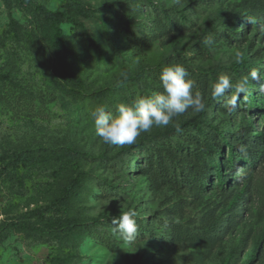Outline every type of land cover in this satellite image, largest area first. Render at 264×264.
Instances as JSON below:
<instances>
[{"label":"rangeland","instance_id":"1","mask_svg":"<svg viewBox=\"0 0 264 264\" xmlns=\"http://www.w3.org/2000/svg\"><path fill=\"white\" fill-rule=\"evenodd\" d=\"M177 63L204 111L131 145L96 136V106L162 93L160 70ZM225 70L246 91L214 100ZM194 116L201 133L179 128ZM130 210L129 241L112 219ZM246 261L264 264V0H0V264Z\"/></svg>","mask_w":264,"mask_h":264},{"label":"clouds","instance_id":"2","mask_svg":"<svg viewBox=\"0 0 264 264\" xmlns=\"http://www.w3.org/2000/svg\"><path fill=\"white\" fill-rule=\"evenodd\" d=\"M251 76L255 78L256 73H251ZM186 77L187 70L183 65H167L160 70L162 93L141 95L131 103L117 104L115 112L103 105L96 106L90 113L96 136L106 144L131 145L142 133L149 132L153 127L168 126L175 117L189 109L196 113L204 111L206 104L202 96L193 91L196 81ZM247 84V78L233 85L229 76L220 75L212 86L211 96L214 100L219 99L233 87L239 94L246 91ZM230 103L234 105L235 100ZM135 217V211L131 210L113 217L114 232L125 240L134 239L137 233Z\"/></svg>","mask_w":264,"mask_h":264},{"label":"trees","instance_id":"3","mask_svg":"<svg viewBox=\"0 0 264 264\" xmlns=\"http://www.w3.org/2000/svg\"><path fill=\"white\" fill-rule=\"evenodd\" d=\"M43 16H45V18L51 20V17L53 16V13L50 12V11L47 12V11H45V9H43ZM56 41H57L56 42L57 44L60 43V40L57 39ZM48 59H49V57H48ZM57 65L58 64H56V66ZM59 66H60V63H59ZM59 71H61L60 73L63 75L62 77H63V79L65 80V82L68 85H70L71 87L72 86H75L76 87V83L77 82L75 81V79L73 78V76H71V74L68 73V71L65 68H61ZM222 75H227L229 77L232 76L230 70L229 71L228 70H225V72ZM96 95L98 97H100L101 94H96ZM248 96H249V100L251 101V104L254 107H256L257 105H256L255 97H253L251 93H248ZM188 127L198 128V130L201 133L203 131V125H202L201 117L194 116L190 120H188L187 122H185V123H183L182 125L179 126V128H181V129H186ZM204 136H205V134H204ZM249 137H251V136H249ZM202 139H205V138H202ZM204 145H205V147H210L209 151H216L217 150V148L215 147V144L213 143V141H210V142L207 141L206 142V140H204ZM227 156H228L229 160H233L235 158V156H234V149L228 150ZM17 160H19V161H21V160L26 161V160H28V155L20 154V155H18ZM209 162L210 163H213L214 170L216 171V183H215V185L218 186V187H220V188H223V186L228 183V180L227 179L229 177L227 178L226 177V174H223L222 173V166H221L220 161L218 160V158H211L209 160ZM79 184H80V182H79L78 179L73 180V182L69 185V189H68L69 193H71V194H72V192L74 193L75 192V189L78 187ZM68 200H69V198L67 196V198H66L65 201H68ZM240 201L238 203H240ZM225 222H226V224H228L229 223V220L228 219H225ZM137 226H138V228H141V226L139 224H137ZM85 227L87 228V231L93 233L94 238L99 239V234L97 232H95L91 226H85ZM92 231H94V232H92ZM261 241H262V239H258L255 242L254 247H253V250H252V253L253 254H255V252L257 251V248L261 244ZM112 245H114L113 242H112L111 246ZM246 263H247V261L245 262V264ZM242 264H244V263H242Z\"/></svg>","mask_w":264,"mask_h":264}]
</instances>
